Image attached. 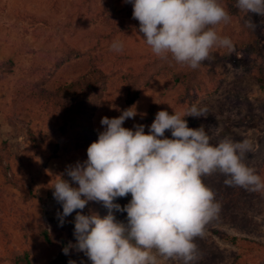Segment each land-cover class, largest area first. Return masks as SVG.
<instances>
[{
    "label": "rangeland",
    "instance_id": "obj_1",
    "mask_svg": "<svg viewBox=\"0 0 264 264\" xmlns=\"http://www.w3.org/2000/svg\"><path fill=\"white\" fill-rule=\"evenodd\" d=\"M81 1L0 0V155L3 158L0 165V264H13L16 257L25 253L33 264H68L70 260L75 264H91L83 253L75 251L72 256H65L41 239L44 230L51 233L69 229L75 244L73 220L76 213L66 217L62 227L58 226L56 214L62 212V207L54 200L51 188L58 179L54 176L63 173L66 166L85 161L84 152L59 151L54 159H50L49 145L70 146L71 134L69 130L64 133L60 121L47 117L32 96L37 88H52L72 77L69 74L75 69L72 66L81 65L82 60L69 58L70 63L62 62L59 68L56 64L68 48L83 53L84 59L108 73L133 71L135 74L147 72V77L154 75L134 103L138 115L126 120L123 127L131 129L134 124H142L151 106L155 114L165 110L171 115L173 112L184 114L191 105H196L207 109V117H184L189 128L203 125L212 144L225 137L235 141L248 139L253 150L246 155L244 163L255 169L264 160V88L259 87L252 70L259 68L260 73H264V36L254 52L244 49L229 54L227 49L214 48L212 58L198 69L193 86L190 88L185 83V91L182 86L173 84L171 77L168 76L171 80L158 77L150 70V65L159 57L137 36L141 35L137 31L139 22L132 18L130 3L125 0H87L94 11L90 16H78L76 10ZM219 2L223 5V0ZM84 9L81 7L80 13H85ZM237 11L242 19L262 25L263 17ZM116 25L130 26L133 30L110 36L113 33L111 26ZM239 29L240 23L236 19L216 26L218 34L230 38L234 46ZM87 32L101 36L88 38ZM114 41L123 43L122 52L110 50ZM225 52L228 58L222 60L221 55ZM163 63L157 64L158 69ZM7 64H11L10 73H7ZM114 109L122 111L115 99L108 109L93 117L100 132L103 131L102 117L120 115V111ZM145 126L147 134L150 125ZM28 130L43 137L37 147L29 139ZM167 135L171 136L170 132L166 131ZM128 202V197L114 200L121 206ZM252 204V209L245 207L240 212L251 218L250 222L242 224L246 228L241 232L229 225L219 226V229L254 244L233 245L206 234L205 240L214 242L225 255L223 262L213 264H230L239 257L241 264H264V191L256 192ZM88 205L83 214L88 213ZM163 264L179 263L169 260Z\"/></svg>",
    "mask_w": 264,
    "mask_h": 264
},
{
    "label": "clouds",
    "instance_id": "obj_2",
    "mask_svg": "<svg viewBox=\"0 0 264 264\" xmlns=\"http://www.w3.org/2000/svg\"><path fill=\"white\" fill-rule=\"evenodd\" d=\"M132 5V18L139 22L137 35L161 59L193 70L212 58V50L235 51L230 38L222 37L216 26L231 16L219 0H125ZM242 13L264 17V0H236ZM115 24V22H113ZM245 26L255 30L248 19ZM110 50L120 53L124 45L114 41ZM118 110L119 109H114ZM206 108L191 105L184 114L161 110L145 134V125H122L138 115L137 106L120 111L115 118L102 117L103 131L86 150L87 159L66 166L57 176L54 200L58 226L74 216L73 236L62 249L83 253L91 264H163L176 260L195 264L200 259L194 242L216 219L220 204L203 177L220 172L227 186L251 192L264 191V180L244 160L253 150L248 139L229 137L211 143L204 126L188 127L186 116L207 117ZM170 132L171 138L165 136ZM67 176L69 179H64ZM131 196L123 207L117 198ZM90 202L108 210L101 218L89 210ZM115 213H126L124 221ZM68 264H75L69 261Z\"/></svg>",
    "mask_w": 264,
    "mask_h": 264
},
{
    "label": "trees",
    "instance_id": "obj_3",
    "mask_svg": "<svg viewBox=\"0 0 264 264\" xmlns=\"http://www.w3.org/2000/svg\"><path fill=\"white\" fill-rule=\"evenodd\" d=\"M236 0H223V5L226 11L229 12L231 20L236 19L240 23V29L237 31L235 45V51L239 52L244 49H250L254 52L259 44L260 38L264 36V17L262 25H257L255 30H252L245 26L247 20L240 17L239 12L235 7ZM86 4V5H85ZM84 9L85 13H80V10ZM91 7L88 5L87 0H82L78 9L76 10L78 16L85 14L86 16L91 15ZM105 23V22H104ZM106 24V23H105ZM109 26V25H108ZM110 36L121 35L125 30L126 34L133 30V27L126 25H116L111 26ZM122 31V32H121ZM99 37L101 35L93 34L92 32H87L86 37ZM107 38V37H106ZM84 54L80 53L76 49L68 48L64 57L57 60V68L65 62V64L70 63L71 58H77L82 60L81 65L74 64V71L70 67L69 74L72 76L65 83H57L52 88L40 87L34 90L32 96L34 100L38 102L47 117H54L56 120L62 123L64 127V133L70 131V146L58 147L57 145H49L50 148V159L56 157L57 152L61 151L63 153H68L71 150H81L85 160L87 159L86 150L89 145L95 142L98 138V133L100 132L99 125H95L93 117L95 114L103 109H108L111 105L113 99H115L117 105L119 104L121 110H124L132 106L138 99L139 93L142 91L143 87H147L149 80L154 76L148 75V73H138L135 74L133 71L127 73H108L103 69L97 67L89 59H84ZM222 60L228 58V53L225 52L221 55ZM70 58V59H69ZM163 65L157 64L159 62ZM7 64V73L12 72ZM151 69L154 71L156 76H161L169 80L172 79L173 84H178L184 88L185 83L193 86V82L196 80L198 69H191L187 66H181L175 61L169 58L167 60L158 58L150 65ZM180 68V70H174V68ZM255 71L254 76L259 83L260 88H264V73H260L259 68H253ZM68 74V73H67ZM171 77V79L169 77ZM155 118L154 107H150L149 115L142 122L143 125H151ZM29 139L34 142V144L39 145L43 140L42 136H37L31 130L27 132ZM171 138L170 135H167ZM2 157L0 155V165L2 164ZM256 174L260 175L262 180H264V160L256 168ZM67 176L64 177L66 179ZM206 186L211 188L215 193V199L220 204V212L216 219L211 221L205 228V235L211 234L216 238L221 240H227L233 245H239L241 243H247L246 246H251L254 243L247 241L246 239L238 238L236 236L227 235L223 230L219 229V226L229 225L230 227H235L238 232H241L244 228L242 224L251 221V218L244 217V214L240 213L247 209H252L256 192H251L237 186H227L224 183L226 177L220 172H215L210 176H205L202 178ZM129 200L131 196H127ZM123 207V206H122ZM89 210L99 214L101 218L107 215L108 210L103 206L102 203L92 202L88 205ZM116 218L118 220L124 221L126 218V213H116ZM71 229V228H70ZM41 239L44 243L50 247L59 249L63 254L62 249L67 247L69 242L72 244V235L70 230L67 231H55L47 233L43 231L41 234ZM205 235L200 238L195 239V243L198 246L200 259H198L195 264H213L221 263L225 260V255L223 250L219 249L218 245L214 242L210 243L205 240ZM75 253L74 249L69 250V254L65 256H72ZM241 258H235L230 264H241ZM182 264L181 261H177ZM13 264H33L28 257V254L16 257Z\"/></svg>",
    "mask_w": 264,
    "mask_h": 264
}]
</instances>
